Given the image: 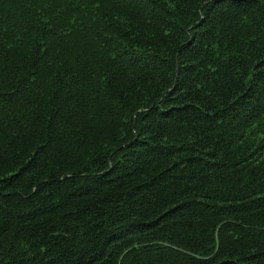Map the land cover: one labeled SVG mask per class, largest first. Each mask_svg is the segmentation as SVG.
Returning <instances> with one entry per match:
<instances>
[{"label": "trees", "instance_id": "1", "mask_svg": "<svg viewBox=\"0 0 264 264\" xmlns=\"http://www.w3.org/2000/svg\"><path fill=\"white\" fill-rule=\"evenodd\" d=\"M0 264H264V0H0Z\"/></svg>", "mask_w": 264, "mask_h": 264}]
</instances>
